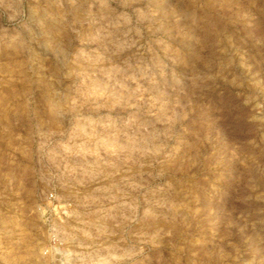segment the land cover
I'll return each mask as SVG.
<instances>
[{
    "label": "rangeland",
    "instance_id": "1",
    "mask_svg": "<svg viewBox=\"0 0 264 264\" xmlns=\"http://www.w3.org/2000/svg\"><path fill=\"white\" fill-rule=\"evenodd\" d=\"M0 264H264V0H0Z\"/></svg>",
    "mask_w": 264,
    "mask_h": 264
}]
</instances>
